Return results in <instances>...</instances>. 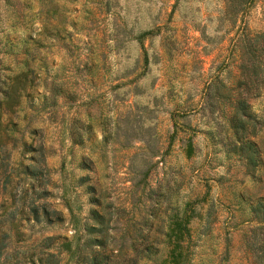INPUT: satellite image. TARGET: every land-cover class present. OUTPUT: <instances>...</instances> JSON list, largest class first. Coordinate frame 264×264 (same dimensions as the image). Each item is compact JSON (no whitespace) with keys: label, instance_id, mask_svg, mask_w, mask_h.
<instances>
[{"label":"rangeland","instance_id":"rangeland-1","mask_svg":"<svg viewBox=\"0 0 264 264\" xmlns=\"http://www.w3.org/2000/svg\"><path fill=\"white\" fill-rule=\"evenodd\" d=\"M256 33L264 0H0V264H264Z\"/></svg>","mask_w":264,"mask_h":264},{"label":"trees","instance_id":"trees-1","mask_svg":"<svg viewBox=\"0 0 264 264\" xmlns=\"http://www.w3.org/2000/svg\"><path fill=\"white\" fill-rule=\"evenodd\" d=\"M259 36L260 38V41H259V44L257 45V56H256V62L252 65V69L257 71V70H262L264 68V34L263 33H256L255 37ZM241 67V68H240ZM239 75H240V72L241 74H244L243 72L246 71V68H244L242 62H239ZM240 96H244V95H240ZM232 107L234 109V114L236 115V106H244L246 105L245 104V99L244 97H242V99H239V98H235L232 102ZM240 106V107H241ZM237 118V117H235ZM240 123V122H239ZM237 126L238 123H235L233 124V127H235V129H237ZM264 206V205H263ZM258 207H259V204H254L251 206V212L253 213L254 217L257 218L259 217L260 219H264V207H263V212L261 214H258ZM33 213L34 215H36L37 213V210L34 208L33 209ZM257 215V216H256ZM167 235H169V233H166ZM170 240H168V243H167V246H166V259L171 263L173 264L175 262V256H174V253H173V250H174V246L170 244ZM90 244V243H89ZM96 245H99L101 246V241H96L95 242ZM145 247H148L147 245H145ZM148 249V248H147ZM29 264H34L31 260V255L29 256ZM84 255L81 256V258H83ZM98 260L99 259V255H98V252H93L91 254V256H89V258L85 259L83 261V264L85 262H87V264H94L93 260ZM134 260V257L132 258V261ZM11 264H18V260H15L14 262H12ZM45 264H55V262L50 258V255H48L47 257H45ZM82 264V263H81ZM104 264V263H102Z\"/></svg>","mask_w":264,"mask_h":264}]
</instances>
